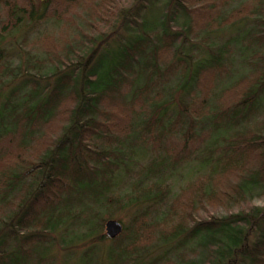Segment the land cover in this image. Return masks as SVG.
I'll use <instances>...</instances> for the list:
<instances>
[{
    "label": "trees",
    "instance_id": "obj_1",
    "mask_svg": "<svg viewBox=\"0 0 264 264\" xmlns=\"http://www.w3.org/2000/svg\"><path fill=\"white\" fill-rule=\"evenodd\" d=\"M40 5L0 0V45L25 21L61 22L24 63L0 46V264H56L57 244L60 264H264V0ZM196 158L168 198L166 166ZM133 166L149 180L121 191Z\"/></svg>",
    "mask_w": 264,
    "mask_h": 264
},
{
    "label": "rangeland",
    "instance_id": "obj_2",
    "mask_svg": "<svg viewBox=\"0 0 264 264\" xmlns=\"http://www.w3.org/2000/svg\"><path fill=\"white\" fill-rule=\"evenodd\" d=\"M236 1H240V0H236ZM37 6L40 7L41 5V0H36ZM159 7V6H158ZM156 7V8H158ZM156 8H154V10L152 11V13L154 12V14L149 13V16H151L149 23L151 25H153V23L157 20L158 16V9L157 11ZM156 14V15H155ZM148 15V14H147ZM146 15V16H147ZM157 17V18H155ZM156 19V20H155ZM60 23L59 21L55 20V19H50V20H38V21H33V22H24L23 25H21L19 28L13 30L12 32L8 33L3 39H1V45L0 46H5L7 48L8 51V56L10 58H13L16 63H19L22 61V63H24L26 61V58L28 55L31 54V50L32 47H30V44L28 43V41H32V39H34L36 36L42 34L44 31H51L55 28L59 29L60 27ZM124 31V32H123ZM235 31H238V28L235 29ZM242 31V30H240ZM125 30L122 29L121 33H119L117 39L118 40H113V45L115 44H120L123 41H127V34L125 35ZM231 34V32L229 30H222L220 32V40L219 41H224L225 39H227V37ZM110 44V43H108ZM121 45V44H120ZM244 50V53H247L248 49H244L241 47V51L239 52L240 58L242 59L241 56H243V54L241 53ZM239 55L237 56V58H239ZM240 58L236 59L235 61V68L233 69L234 74H236L237 72H239V70L241 69V65H240ZM229 77V76H228ZM226 77L224 78L220 85L223 86L224 84H227V82H229V78ZM16 82V80L14 82H12L11 84H7L8 86L5 85L4 88H2L1 90L4 91V93L6 94L8 92V89L14 85ZM4 97V96H3ZM5 98V97H4ZM3 98V99H4ZM1 103V102H0ZM143 153V145H139L136 149V154L139 156L141 155L142 158H140L139 160H143L146 161L149 157H147L148 155H150L152 152L148 151L142 155ZM146 158V159H145ZM145 159V160H144ZM202 169V166L198 160V158H196L195 160L192 161H187V162H182L179 165H177V167H174V169H171L170 166H166L165 171H167V178L165 183L168 185L170 184V192L168 194V198L173 194V192H175L178 188L179 185L184 182L185 180H187L188 178H190L195 172H199ZM133 171L129 172V174L124 173L123 177L120 179L119 181V189L122 188H126L128 187L131 183L133 182H137L139 185L143 182H145V180H149L148 177L143 176V172H141V170H139V166H133ZM135 211L134 206H129L126 207L123 210H114L113 212L117 213L114 214V218H120L121 222H123V224H125V226L128 225L130 218L132 217L133 213ZM87 228L86 227H82L79 229L80 233L86 231ZM106 230V228H103V231ZM83 240H76L74 242L71 243L70 247H72L70 249V252H79L83 249L84 245H87V241L82 242ZM111 242V240L109 238L105 239V243L109 244ZM82 243V244H81ZM85 243V244H84ZM104 242H100L99 248L100 250H104L106 245ZM107 247V246H106ZM53 253H55V257L54 259H56V264H60L62 259H66V254L67 252H69V249L65 250V251H61L59 249V245L57 244L56 249L52 250ZM71 257L69 258V262L71 264H74L77 255H74L73 253L70 254ZM101 253L98 255V259L103 257V254L101 255Z\"/></svg>",
    "mask_w": 264,
    "mask_h": 264
},
{
    "label": "water",
    "instance_id": "obj_3",
    "mask_svg": "<svg viewBox=\"0 0 264 264\" xmlns=\"http://www.w3.org/2000/svg\"><path fill=\"white\" fill-rule=\"evenodd\" d=\"M107 233L110 237L117 236L123 229L122 222L117 219H109L106 223Z\"/></svg>",
    "mask_w": 264,
    "mask_h": 264
}]
</instances>
